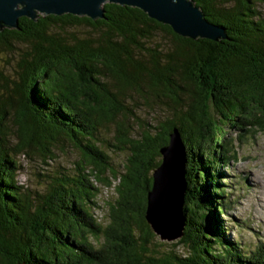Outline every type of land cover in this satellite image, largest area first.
Returning a JSON list of instances; mask_svg holds the SVG:
<instances>
[{
    "label": "trees",
    "instance_id": "obj_1",
    "mask_svg": "<svg viewBox=\"0 0 264 264\" xmlns=\"http://www.w3.org/2000/svg\"><path fill=\"white\" fill-rule=\"evenodd\" d=\"M192 1L224 37H183L115 2L105 18L37 13L0 26V264H264V241L246 251L227 235L218 168L237 158L227 127L239 142L264 132L263 0ZM132 100L170 116L147 122ZM174 129L183 227L166 241L145 214ZM67 145L79 153L70 166L55 158ZM21 155L54 160L38 187L17 182Z\"/></svg>",
    "mask_w": 264,
    "mask_h": 264
},
{
    "label": "water",
    "instance_id": "obj_2",
    "mask_svg": "<svg viewBox=\"0 0 264 264\" xmlns=\"http://www.w3.org/2000/svg\"><path fill=\"white\" fill-rule=\"evenodd\" d=\"M104 2L137 6L150 19L183 37H224L223 28L206 19L192 0H0V26L19 29V16L34 18L37 13L105 18ZM169 137L168 144L160 148L161 162L152 172L145 214L161 239L177 238L183 227L184 148L177 129Z\"/></svg>",
    "mask_w": 264,
    "mask_h": 264
},
{
    "label": "rangeland",
    "instance_id": "obj_3",
    "mask_svg": "<svg viewBox=\"0 0 264 264\" xmlns=\"http://www.w3.org/2000/svg\"><path fill=\"white\" fill-rule=\"evenodd\" d=\"M257 5L264 13V0ZM158 37L161 43H166L165 39H169L167 34H163L161 38L159 35ZM132 103L139 105L140 108L133 107L134 112L147 122H151L152 119L162 120L170 116L169 111L162 108L147 110L143 107L144 105L140 106L141 101L132 100ZM9 125H12V122ZM12 128L13 126H11ZM227 131L230 140L234 139L236 144L237 158L222 166L220 163L218 164V168L222 171L220 184L226 193L225 198L230 200L228 206H224L225 212L220 214V218L225 222L227 235L234 241H238L240 247L247 251L252 249L256 242L264 241V132L251 135V131L242 135L239 142L236 141V130L227 127ZM104 134L111 139L110 134L106 132ZM67 146L64 150H57L58 157H55L64 166H70L72 161L79 157L76 150ZM109 148L111 157L118 162L122 155L121 151L112 146ZM19 161L21 167L18 170L17 182L30 188L38 187L39 181L36 172H39L41 168H50V164H55L53 159L42 162L38 157L24 155H21ZM179 183L180 181L178 185ZM111 193L112 187H103L96 196L97 203L94 211L100 219L105 217V202L110 199ZM156 236L160 238L158 234ZM174 240L166 239V241Z\"/></svg>",
    "mask_w": 264,
    "mask_h": 264
}]
</instances>
